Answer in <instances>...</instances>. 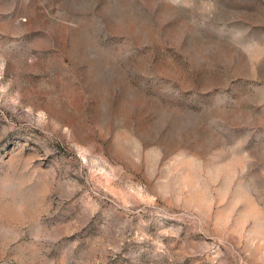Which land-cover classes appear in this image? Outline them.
Segmentation results:
<instances>
[{
    "label": "rangeland",
    "instance_id": "rangeland-1",
    "mask_svg": "<svg viewBox=\"0 0 264 264\" xmlns=\"http://www.w3.org/2000/svg\"><path fill=\"white\" fill-rule=\"evenodd\" d=\"M0 264H264V0H0Z\"/></svg>",
    "mask_w": 264,
    "mask_h": 264
}]
</instances>
